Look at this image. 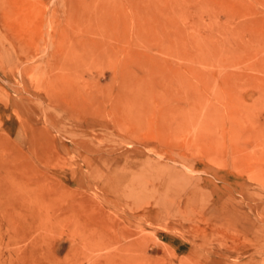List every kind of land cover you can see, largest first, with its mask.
I'll return each mask as SVG.
<instances>
[{"label":"rangeland","instance_id":"1","mask_svg":"<svg viewBox=\"0 0 264 264\" xmlns=\"http://www.w3.org/2000/svg\"><path fill=\"white\" fill-rule=\"evenodd\" d=\"M0 264H264V0H0Z\"/></svg>","mask_w":264,"mask_h":264}]
</instances>
